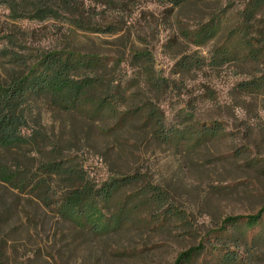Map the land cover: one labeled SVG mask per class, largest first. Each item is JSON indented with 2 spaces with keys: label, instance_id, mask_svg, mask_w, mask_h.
I'll return each mask as SVG.
<instances>
[{
  "label": "rangeland",
  "instance_id": "rangeland-1",
  "mask_svg": "<svg viewBox=\"0 0 264 264\" xmlns=\"http://www.w3.org/2000/svg\"><path fill=\"white\" fill-rule=\"evenodd\" d=\"M248 1L192 0L172 10L164 0H107V13L99 8L97 18L106 20L113 34L74 30L61 21L13 19L0 6V80L10 73L8 52L30 61L53 50L95 53L107 59V74L119 75L132 88L120 110L145 108L113 130V121L40 103L39 125L31 124L40 133L38 145L10 151L4 162L32 172L54 151L82 165L96 185L137 173L144 185L167 194L179 213L160 224L151 221L155 211L144 209L135 223L107 237L80 236L50 211L38 210L31 196L16 197L0 186V213L18 206L0 222V264H174L179 254L197 247H204L203 253L191 264H223L213 250L222 244L235 250L242 264H264V216L253 231L241 225L221 233L226 219L252 216L264 207V96L238 88L263 67L212 66L209 58L229 27L199 47L183 37L218 16L232 20ZM258 17L264 28V8ZM182 62L189 68L178 74ZM151 110L163 115L167 127L213 125L219 131L193 150L169 147L154 138L152 125L144 121ZM139 187L124 190L119 201Z\"/></svg>",
  "mask_w": 264,
  "mask_h": 264
},
{
  "label": "trees",
  "instance_id": "trees-1",
  "mask_svg": "<svg viewBox=\"0 0 264 264\" xmlns=\"http://www.w3.org/2000/svg\"><path fill=\"white\" fill-rule=\"evenodd\" d=\"M164 1L173 10L192 0ZM0 6L9 9L13 19L61 21L74 30L98 34L114 32L107 27L106 20L97 18L99 8L107 13V0H0ZM263 8L264 0H249L232 20L225 21L224 17L218 16L196 31L183 32L185 39L199 47L217 38L224 28L229 27L223 44L212 52L209 61L215 68L232 62L263 67V70L238 84L240 91L262 96L264 28L258 16ZM230 20L232 26H228ZM7 55L10 73L6 79L0 80V186L16 197L31 196V203L36 204L38 210L50 211L57 221L70 225L80 236L107 237L128 223H135L134 217L144 209L155 211L151 221L160 224L170 223L179 217L175 207L170 204L169 196L158 186L150 183L144 185L137 173L110 178L108 182L96 185L82 165L70 156H59L54 151L53 158L35 164L32 172L28 165L23 171L5 163L6 153L38 145L40 133L31 124L39 125L36 110L40 103L64 113L113 121V130L141 116L145 109L120 110L132 88L119 75L107 74V59L101 55L73 49L41 52L33 61L9 52ZM188 68L187 63L182 62L177 73H186ZM144 118L146 125H152L154 138L169 147L193 150L216 137L219 131L213 125L198 128L195 124H185L181 129L167 127L163 115L153 110L148 111ZM28 161H32V164L35 162L33 158ZM136 187L139 188L132 195L119 201V195L124 190ZM16 210L17 205L4 209L0 213V222L3 214L12 215ZM263 216L264 207L252 216L228 218L221 233H228L227 226L234 230L241 225L247 231H253L262 222ZM261 238L264 240V236ZM241 239L247 243L248 236L242 234ZM252 240L254 238L250 239V246L255 243ZM203 249L197 247L179 254L174 264H191L203 253ZM213 250L220 263H243L235 250L226 244ZM2 255L0 247V258Z\"/></svg>",
  "mask_w": 264,
  "mask_h": 264
}]
</instances>
